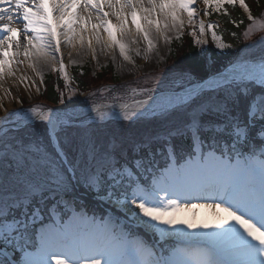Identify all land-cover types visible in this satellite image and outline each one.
Returning <instances> with one entry per match:
<instances>
[{"label": "snow or ice", "instance_id": "1", "mask_svg": "<svg viewBox=\"0 0 264 264\" xmlns=\"http://www.w3.org/2000/svg\"><path fill=\"white\" fill-rule=\"evenodd\" d=\"M202 3L206 15L239 4L253 31L246 0ZM197 18V0H0V87L17 65L37 69L58 57L67 79L62 36L72 46L79 37L83 46L92 32L102 43L103 28L108 47L118 46L127 60L126 39L142 34L151 50L153 32L167 40L169 30L179 33ZM215 27L208 24L216 49L231 48ZM198 31L205 34L203 19ZM245 50L218 71L208 63L216 51L205 48L196 53L203 63L132 88L141 97L132 104L118 94L104 110L93 104L77 114L68 111L76 103L69 96L60 109L20 108L0 118V264H264V36ZM110 119L148 120L164 131L129 150L98 134ZM35 120L53 152L24 132ZM73 129L76 155L69 158L60 137ZM88 196L124 212L158 244L173 239L175 246L157 252L128 239L110 216L87 214Z\"/></svg>", "mask_w": 264, "mask_h": 264}, {"label": "rangeland", "instance_id": "2", "mask_svg": "<svg viewBox=\"0 0 264 264\" xmlns=\"http://www.w3.org/2000/svg\"><path fill=\"white\" fill-rule=\"evenodd\" d=\"M239 6V4H237ZM228 5H225L227 8ZM240 7V6H239ZM204 5L202 0H197V13L198 18L193 21L192 24H185V27L179 30V33L176 29H171L167 32L168 39H165L164 34L162 37L156 38L158 42L154 45L156 52H152V56L150 59L145 60L142 58H138L135 55V51L138 47L141 46L140 42H135L130 47L131 51L129 52L130 59H125L123 55H121L117 47H112V50L109 54V57L102 56L96 57L94 53L88 52L85 50L84 54H80L79 56L74 55V52L80 50L79 37L73 40V45H69L64 41V37H61V51L64 53L63 63L66 66L67 71V79L63 72L59 71V57L57 61L52 63H39L37 70L34 72L30 69L28 64L17 66V74L16 76H8L3 81V86L0 87V118H3L10 112H14L20 108L30 109L36 108L37 110H47L51 109H59L64 106V104L68 103V97L71 96L73 101H76L75 104L70 107L79 108V107H91L93 104L96 106L101 104H107L111 101L113 96L118 94H123L126 102L132 103L134 99H140L141 97L133 96L131 93L132 88H137L138 84L151 83L152 79L156 76L163 77L165 74H169L176 66L170 65L168 60L171 58L173 50L175 48V44H181L184 41L186 35L193 38L194 44L202 51L203 49H214L217 52L225 53L228 49H216L215 42L212 39L211 32L213 29L208 28V24L211 22L216 25L215 31L219 37H221L222 41L225 44H229V42L225 39L224 35L220 33V20L216 17L218 15H222L225 13L221 11L219 13L212 11L210 15L204 14L202 11ZM242 12L247 15L248 12L240 7ZM253 16L256 18V24L253 26V31L249 34L248 29L249 26L252 25V21L249 23L247 29L243 32V37L241 43L239 44V51L237 55L233 58L232 62L235 61V58L238 55L244 54L245 45H251L253 41H258L261 36H264V13L262 12L260 15H255V12L250 8ZM185 21H187V16L185 15ZM203 19L205 22V34L203 36L200 35L198 31L199 20ZM197 29L196 36L192 35L193 29ZM152 37H156V34H151ZM205 40V44H196V39ZM87 46V40L84 42ZM93 43V39H92ZM234 47V46H232ZM76 49V50H75ZM120 54V55H119ZM212 59L208 62L211 64ZM111 67L113 73L109 74L111 77L107 82H102L100 80H96L94 84L91 83L90 78L92 76L97 75L98 72H101L105 67ZM230 66L229 63L226 66L221 67L219 71H223L226 67ZM83 69L89 68L91 74L88 75L90 84H86L85 88L82 87L76 80L74 79L73 71L74 69ZM39 72V75L37 74ZM27 77V80L21 82V75ZM48 75H53L54 79L57 81V98L59 99V103L53 104L45 97V80ZM114 78V79H113ZM115 80V81H114ZM34 82V83H33ZM128 85L129 87L124 89L121 93L119 86ZM116 89V90H114ZM63 94V100L61 99V95ZM14 119V117H13ZM153 123H150L148 120H142L137 122H125L122 120L110 119L102 129H98L97 132L100 134L106 141L115 137L118 141L124 143L126 147L131 148V145L134 142H138L143 140L146 136H155L158 133L164 131V129L160 126L155 128L157 130V134L153 129ZM24 132L28 133L32 139L42 141L46 147L48 145L45 142V129L44 125L40 121H36L31 123ZM76 137V130L73 129L69 133L61 134V143L65 150L69 153V155L74 157L76 155V143L74 142V138ZM28 138V137H26ZM48 150L52 152L49 148ZM118 210L116 207L111 206ZM121 211V210H119ZM122 212V211H121ZM113 213V212H112ZM104 213L97 212L98 215H103L104 217L110 216L113 225L116 228L117 232L123 230V232L128 233L129 229L126 227L127 225H132L137 227V225L126 216L124 212H122L125 217H118L114 213ZM96 214V215H97ZM100 219L99 217H97ZM135 233V232H134ZM149 234V245H155L161 247L163 241L159 244L157 243L158 237H154L152 234ZM135 238H139L145 240L143 236L135 233ZM128 239H131L128 237ZM174 241V246L176 241ZM146 241V240H145Z\"/></svg>", "mask_w": 264, "mask_h": 264}, {"label": "trees", "instance_id": "3", "mask_svg": "<svg viewBox=\"0 0 264 264\" xmlns=\"http://www.w3.org/2000/svg\"><path fill=\"white\" fill-rule=\"evenodd\" d=\"M246 3L249 4L252 11L255 12V15H260L262 12L264 13V0H246ZM220 22V33H222L225 37V39L234 47H231V49H228L225 53L217 52L216 50L210 48L209 50H214L217 53V57L215 59L211 60V64L215 65L216 70H220L221 67L226 66L230 61L233 60V58L237 55V52L239 51L240 47L239 44L241 43L243 32L245 29H247L249 23L251 22L248 17L242 12L240 7L236 5L235 7H232L230 5L227 6L226 12L222 15L216 16ZM201 52L200 49L194 44L193 38L186 35L184 38L183 43L181 44H175V48L173 50V53L171 55V58L168 60L170 65L176 66V67H195L196 61H200L203 63L204 57H198L196 56V53ZM209 63V62H208ZM113 73L112 68L105 67L102 69L101 72H98L97 75L92 76L93 78L88 77L89 74H91L89 68H83V69H75L74 75L76 82L79 81L80 85L85 88L86 84H90L89 79L91 80V83L94 84L96 80H100L102 82H107L108 79L111 77V74ZM199 74L201 76L206 75V69L200 68ZM114 79V78H113ZM115 81V80H114ZM57 81L54 79L53 75H48L45 80V97L53 104H58L59 99L57 98ZM153 125V129L158 126L157 129H159L160 125L157 124H151ZM157 130L155 131V134H157ZM45 142L48 145V148L53 152L54 148L52 147L51 142L48 139L47 132L45 131ZM69 158L71 156L66 151ZM86 205V210L88 212H104L105 207H110L108 204H105L103 202H100L97 199H94L92 196H88L86 200L84 201ZM113 211V213L118 217H125V215L119 211L116 210L113 207H110ZM129 229V232L131 235H135L137 233L140 236H143L145 238H149V234L144 231L141 227H134L132 225L126 226ZM135 232V233H134ZM165 249H171L174 246V241L168 240L167 243H162Z\"/></svg>", "mask_w": 264, "mask_h": 264}, {"label": "bare ground", "instance_id": "4", "mask_svg": "<svg viewBox=\"0 0 264 264\" xmlns=\"http://www.w3.org/2000/svg\"><path fill=\"white\" fill-rule=\"evenodd\" d=\"M105 11H110L107 7L104 9ZM77 11H80L79 9ZM186 15V14H185ZM109 20L112 21V23L114 25H116L118 23V20H117V17L115 15H110L108 17ZM93 22H97L96 21V15L95 13H93ZM130 27L132 28V31L133 33H135V27L134 25H131L130 24ZM152 34H156V37H152L151 35V38L153 40V45H155L157 42H158V39L156 38H159V37H162L161 35L163 34H158L156 32H153ZM100 35H101V38H102V43H97L96 42V39H95V35L94 33L92 32H89V33H86V39L90 36L92 39H93V43H92V47L89 48L85 43L83 44V46H81L80 44V41H79V44H80V50L77 51V52H74V55L76 56H79L80 54H84L85 53V50L88 51V52H91V53H94L96 55V57H102V56H106V57H109V54L112 50V47H108V44L110 43L109 39H108V35H107V31L103 28H101L100 30ZM117 36L118 38L120 37V32L118 31L117 32ZM134 41V42H133ZM140 42L141 46L138 47L135 51V55L138 57V58H142V59H145V60H148L151 58L152 56V52H156V49L153 48L151 50L148 49V45H147V41L143 38L142 34L140 35H135L133 38L131 39H126L125 40V43L129 45V47H131L133 45V43L135 42ZM118 48L119 50V47L118 46H115ZM76 50V49H75ZM94 50V51H93ZM120 51V50H119ZM120 53V52H119ZM121 54V53H120ZM119 54V55H120ZM130 56V55H129ZM23 59V57H21ZM19 66V65H17ZM29 66V65H28ZM30 67V66H29ZM30 69L34 72L35 70L37 69H33L32 67H30ZM21 75V74H20ZM106 104H102V105H98L97 107H100L101 110H104V106ZM133 107L135 106L134 104L132 105ZM63 108V107H61ZM90 108V107H89ZM89 108H82V107H79V108H72V107H69L68 108V111H73L77 114H80V113H87L89 111ZM60 109V108H59ZM46 111V110H44ZM36 121H39V120H35L33 122H36ZM32 122V123H33ZM203 211V210H202ZM87 212V211H86ZM87 214L89 216H92L93 214H90L89 212H87Z\"/></svg>", "mask_w": 264, "mask_h": 264}]
</instances>
